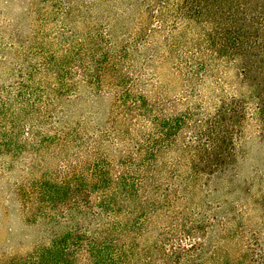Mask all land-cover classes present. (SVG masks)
I'll return each mask as SVG.
<instances>
[{
  "label": "rangeland",
  "instance_id": "rangeland-1",
  "mask_svg": "<svg viewBox=\"0 0 264 264\" xmlns=\"http://www.w3.org/2000/svg\"><path fill=\"white\" fill-rule=\"evenodd\" d=\"M151 1L159 0H105L67 18L45 0H0V264L50 263L46 248L82 219L68 208L71 196L56 209L48 208L45 181L63 179L62 170H86V145L110 152L111 96L79 83L75 91L56 98L50 94L57 82L48 68L50 60L62 58L67 39L74 36L85 41L95 32L117 43L132 39ZM171 15L166 14L169 26L152 32L141 53H133L129 61L139 89L167 115L172 104L179 112L196 104L212 110L225 97L248 98L234 63L210 62L205 48L201 53L212 69L203 81L190 79L189 53L201 48L200 33L192 28L172 37ZM75 81L70 79L71 88ZM64 133L76 141L65 147L60 139ZM190 136L188 130L179 135L175 149ZM169 142L161 165L172 162V138ZM238 153L229 177L202 180L206 185L178 203L189 216L205 220L207 232L200 236L206 260L201 264H264V138L254 117L245 124ZM152 218L149 230L132 237L133 260L146 264L144 258L152 251V264H171L172 209ZM129 241L121 239L127 246ZM156 245L163 250L155 251ZM75 264L88 262L81 257Z\"/></svg>",
  "mask_w": 264,
  "mask_h": 264
},
{
  "label": "trees",
  "instance_id": "trees-1",
  "mask_svg": "<svg viewBox=\"0 0 264 264\" xmlns=\"http://www.w3.org/2000/svg\"><path fill=\"white\" fill-rule=\"evenodd\" d=\"M45 1L69 18L74 11H91L105 0ZM170 12L172 37L192 28L200 33L201 48L189 53L190 79L203 81L212 69L203 59L201 50L205 48L210 62L234 63L240 82L248 88V98L225 97L212 110L196 104L179 112L172 104V114L167 115L139 89L129 61L133 53H141L152 32L169 26L166 14ZM144 16L145 22L132 39L117 43L95 32L85 41L74 36L67 39L64 56L48 64L57 79L51 95L62 99L79 83L87 84L92 92L107 93L112 101L109 123L113 125L106 145L110 152L86 145V170L79 174L62 170L63 179L45 181L48 208L56 209L71 196L68 208L76 209L82 219L46 248L49 264H75L81 257L88 264H138L133 260L132 237L154 225L152 216L171 209L170 263L201 264L206 260L200 236L207 232L205 220L189 216L178 203L206 185L202 180L230 176L239 159L238 140L250 117L255 118L264 138V0L151 1ZM174 41L172 48L177 47ZM70 79L76 80L74 88ZM185 130L191 136L175 149ZM60 136L65 147L76 141L69 139V133ZM171 138L172 162L161 165ZM48 140L53 141L51 136ZM123 236L130 240L129 247L121 243ZM154 249L163 250L161 245ZM151 252L144 258L146 264H152Z\"/></svg>",
  "mask_w": 264,
  "mask_h": 264
}]
</instances>
